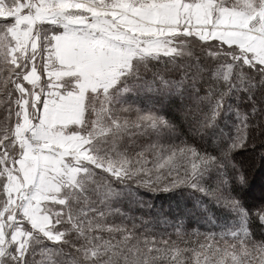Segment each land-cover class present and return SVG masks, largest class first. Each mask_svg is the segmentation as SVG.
Returning a JSON list of instances; mask_svg holds the SVG:
<instances>
[{
	"label": "snow or ice",
	"instance_id": "1",
	"mask_svg": "<svg viewBox=\"0 0 264 264\" xmlns=\"http://www.w3.org/2000/svg\"><path fill=\"white\" fill-rule=\"evenodd\" d=\"M257 161L264 0H0V264H264Z\"/></svg>",
	"mask_w": 264,
	"mask_h": 264
},
{
	"label": "trees",
	"instance_id": "2",
	"mask_svg": "<svg viewBox=\"0 0 264 264\" xmlns=\"http://www.w3.org/2000/svg\"><path fill=\"white\" fill-rule=\"evenodd\" d=\"M253 182H254L253 176L251 175L250 183H253ZM135 195L142 198L145 201L151 202L155 206V205H161V204L166 205L171 194L164 193V192L152 193V192L140 190L137 193H135Z\"/></svg>",
	"mask_w": 264,
	"mask_h": 264
},
{
	"label": "rangeland",
	"instance_id": "3",
	"mask_svg": "<svg viewBox=\"0 0 264 264\" xmlns=\"http://www.w3.org/2000/svg\"><path fill=\"white\" fill-rule=\"evenodd\" d=\"M252 176L255 190L258 194L259 190L264 188V170L261 169L259 161L256 162L255 167L253 168Z\"/></svg>",
	"mask_w": 264,
	"mask_h": 264
}]
</instances>
